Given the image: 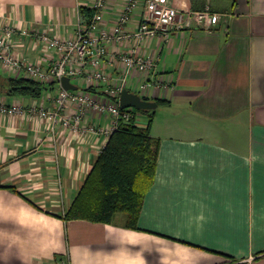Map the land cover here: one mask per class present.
I'll list each match as a JSON object with an SVG mask.
<instances>
[{"label":"crops","instance_id":"1","mask_svg":"<svg viewBox=\"0 0 264 264\" xmlns=\"http://www.w3.org/2000/svg\"><path fill=\"white\" fill-rule=\"evenodd\" d=\"M92 1L0 0V17L18 27L16 52L48 67L57 52L35 46L21 30L72 38L80 6ZM170 4L210 7L222 19L212 32L183 27L139 47L158 61L150 77L166 83L145 95L136 73L127 86L163 100L151 129L160 140L157 170L138 228L125 219H65L108 142L81 126L99 128L108 116L86 113L80 128L65 127L59 117L51 130L52 117L30 111L53 110L59 82L36 98L0 94L24 109L0 111V264H264V0ZM123 6L109 0L100 27L112 29ZM141 17L139 8L128 30H138ZM135 42L108 44L102 67L111 83L121 71L120 54ZM1 71L24 75L2 65ZM71 80L93 94L105 95L111 85ZM69 107L63 114L73 115L76 107Z\"/></svg>","mask_w":264,"mask_h":264},{"label":"built area","instance_id":"2","mask_svg":"<svg viewBox=\"0 0 264 264\" xmlns=\"http://www.w3.org/2000/svg\"><path fill=\"white\" fill-rule=\"evenodd\" d=\"M108 3L109 0H93L91 5L86 4L94 10L89 24L80 6L79 27L77 34L72 38L46 32H31L28 29L21 30L22 35L35 38V46L41 49H54L57 52L58 58L48 67L32 62L16 52L15 35L18 27L5 22L0 17V65L47 84L57 81L61 85L54 100L53 110L33 107L30 111L34 115L52 117L51 130L54 129L59 117L65 127L80 128L82 117L93 111L108 116L110 121L99 128L96 125L81 126L82 130L85 133L101 132L109 139L119 128L121 120H129L135 115V107L122 108L120 104L121 94L127 88L131 75L136 73L140 75V89L145 95L152 87H162L166 83L163 77L158 80L150 77L158 72L159 64L154 57H147L139 49L140 45L158 35L168 36L172 31L183 27L196 26L212 32L222 19V15L211 11L210 7L194 10L191 7L174 6L170 4V0H124L123 9L117 16L115 26L112 29H102L100 25ZM139 8H142V17L138 30L130 31L127 25ZM133 38L136 41L134 46L120 54L121 71L111 83V77L102 67V58L108 52V44L129 41ZM89 64L95 69L94 71ZM64 76L81 80L88 87H100L103 82L111 85L107 87L105 95L93 94L87 89L69 90L61 84ZM71 104L76 107L72 112L73 115L63 114ZM0 111L15 114L24 112V109L16 103L9 105L0 97Z\"/></svg>","mask_w":264,"mask_h":264},{"label":"trees","instance_id":"3","mask_svg":"<svg viewBox=\"0 0 264 264\" xmlns=\"http://www.w3.org/2000/svg\"><path fill=\"white\" fill-rule=\"evenodd\" d=\"M81 12L89 24L94 10L82 6ZM47 88L45 82L24 75L3 78L0 72V94L36 98ZM155 112L135 108L131 119L121 120L66 212V220L114 223L118 214L125 213V225L138 228L145 195L157 170L160 140L152 135L151 130ZM144 116L148 121L146 125L140 122Z\"/></svg>","mask_w":264,"mask_h":264},{"label":"water","instance_id":"4","mask_svg":"<svg viewBox=\"0 0 264 264\" xmlns=\"http://www.w3.org/2000/svg\"><path fill=\"white\" fill-rule=\"evenodd\" d=\"M61 84L64 88L69 90H77L78 86L72 82L69 76H64L61 79ZM120 104L122 108L135 107L143 110H156L159 103L156 100H149L137 92H132L129 89H124L121 97Z\"/></svg>","mask_w":264,"mask_h":264},{"label":"rangeland","instance_id":"5","mask_svg":"<svg viewBox=\"0 0 264 264\" xmlns=\"http://www.w3.org/2000/svg\"><path fill=\"white\" fill-rule=\"evenodd\" d=\"M1 75H2L3 78L10 77V73H6L4 71H1ZM140 122L144 123V124H147L148 123L147 117L146 116L142 117V119H140ZM126 216L127 215L125 213H120V214L117 215L116 220L123 221V219H126Z\"/></svg>","mask_w":264,"mask_h":264}]
</instances>
